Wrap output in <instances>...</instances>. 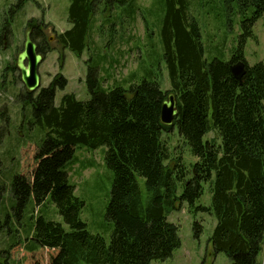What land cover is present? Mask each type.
<instances>
[{
	"label": "trees",
	"instance_id": "1",
	"mask_svg": "<svg viewBox=\"0 0 264 264\" xmlns=\"http://www.w3.org/2000/svg\"><path fill=\"white\" fill-rule=\"evenodd\" d=\"M26 1L15 0L10 10ZM200 1L204 0H197L196 11L201 8ZM221 2L229 26L234 14L240 16V32L227 60L209 57L213 49L204 47L191 0H153L152 5L157 4L161 11L159 61L163 60L166 68L168 90L160 87L152 69L105 86L99 73L105 57L97 54V61L87 64L89 97L85 100L66 92L55 103L56 89L66 85L60 73L36 91L22 88L15 93L23 124L39 139L31 142L40 146L48 141L56 151L77 145L92 149L105 145L103 159L111 170L103 213L110 227L106 241L101 232H91L81 219L85 199L75 194V185L65 181L60 169L56 171L53 163L49 164L50 172L41 179L39 168L46 163L42 154L35 155V167L29 171L8 175L0 168L1 205L5 193L10 194L9 210L0 209V232L15 241L13 232L17 230L12 229L11 217H20L33 193L37 196L49 189L56 212L66 225L43 214L34 217L26 230V264H150L164 260L181 245L178 226L167 216L183 203L193 215V238L198 239L203 230L196 213L207 212L216 220L208 238L215 252H223L231 264H262L264 62L249 64L244 46L248 38L255 37L253 25L264 12V0ZM120 6L130 19L139 10L135 0H69L67 20L71 26L57 35L58 42L80 55L94 16L99 14L106 21ZM7 23L3 19L0 43L9 28ZM39 24L29 19L26 28H33L31 39L37 52L45 55L51 49ZM101 27L99 23L97 31ZM146 29L150 39L152 30L148 25ZM238 61L244 63L240 80L230 71ZM15 69L14 62L3 68L9 72ZM170 92L176 98L177 114L172 125H164L159 119L160 109ZM0 116L5 124L0 126L1 143L9 122L7 115L1 112ZM172 127L195 158L188 164L179 153L172 165L168 163L170 153L163 135ZM212 130L218 140L205 138ZM204 184L210 192L208 205L197 202ZM16 241L11 246L19 244ZM7 247L0 253H6Z\"/></svg>",
	"mask_w": 264,
	"mask_h": 264
},
{
	"label": "rangeland",
	"instance_id": "2",
	"mask_svg": "<svg viewBox=\"0 0 264 264\" xmlns=\"http://www.w3.org/2000/svg\"><path fill=\"white\" fill-rule=\"evenodd\" d=\"M205 1H200L201 8L196 11L198 2L191 0V11L193 12L191 13L198 20L205 49L207 47L213 49L209 57L217 55L227 60L230 57V48L240 32V16L234 14L232 24L229 26L221 0ZM14 2L15 0H0V29L5 18L9 27L5 38L0 43V113L7 115L9 122L6 126V134L0 143V154L5 150L9 151L7 154H2L0 168L8 175L22 170L29 171L35 167V155L42 154L46 163L39 168L41 179L46 178V173L50 172L49 164L53 163L52 166L57 169L56 171L60 169L65 181L75 185V194L85 199L86 205L80 213L81 219L88 224L91 232H101L108 241L109 221L104 218L103 213L110 190L111 170L105 165L103 159L106 146L102 145L92 149L77 145L67 148L66 151H56L48 141L40 146L31 142V140L39 141L38 136L32 135V131H28V125L23 124L24 116L14 97L18 90L24 88L19 72L17 69L13 72L6 70L5 72L3 68L7 63H15L16 55L22 49L24 36L28 30L26 22L32 19L36 23H41L39 25L46 39L45 44L51 49L42 55L38 67L40 85H48L57 73L62 74L66 79L65 87L55 91L56 104L66 92L74 93L81 100L89 97L85 83L87 64L97 61V54L105 57L99 70L100 75L104 77L105 86L115 81L123 82L131 75L141 76L145 69H152L160 87L168 90L170 85L166 68L163 60L159 61L160 8L157 4L152 5L153 0H135L139 10L132 19L127 14L125 15L126 11L122 6L113 9L106 21H102L99 14H96L86 46L82 53L77 55L69 48L62 46L57 39L60 32L71 26L67 20L69 0H27L19 8L12 6L10 10ZM99 23L102 27L100 31H97L96 27ZM146 25L150 31L152 30L150 39L146 38L148 32ZM109 33L112 34L111 38H109ZM253 34L255 37L248 38L244 46V57L249 64L257 61L264 62V12L255 21ZM124 83L127 85L126 82ZM2 120L3 117L0 116V126L5 125ZM25 122L28 123V119ZM211 137L218 140L214 130L205 135V138ZM163 139L170 153L169 165L173 164V159L178 153L181 154L186 164L195 160L175 127L165 133ZM53 184L55 183L51 185ZM9 195L7 191L4 195V204H0L1 211L8 207ZM37 196L33 193L20 217H11L12 229L17 230L13 232V236H16L17 241H15L19 244L11 246L15 243L14 237L9 239L4 231L0 232V250L8 245V251L0 253V264H26L28 255L24 248L27 242L25 240L26 230L37 215L43 214L46 218L61 222L66 227L62 217L56 212L52 189L39 193ZM197 202L205 205L210 203L208 184H204V192ZM10 213H12L11 209ZM167 218L178 226L181 245L173 251L170 257L164 260H152L150 264H231L230 259L223 252L214 251L208 240L216 223L214 215L201 211L196 213V219L203 225L198 239L192 236L193 215L189 212L186 203L170 212ZM263 255L264 252L261 258L262 264Z\"/></svg>",
	"mask_w": 264,
	"mask_h": 264
},
{
	"label": "water",
	"instance_id": "3",
	"mask_svg": "<svg viewBox=\"0 0 264 264\" xmlns=\"http://www.w3.org/2000/svg\"><path fill=\"white\" fill-rule=\"evenodd\" d=\"M42 55L37 52V45L31 39L30 30L24 36L22 49L17 53L15 67L19 72L20 80L27 91H36L40 88V74L38 72ZM231 73L241 79L244 73V63L238 61L230 66ZM177 114L176 98L173 93H168L163 100L160 109V122L164 125H172L173 118Z\"/></svg>",
	"mask_w": 264,
	"mask_h": 264
},
{
	"label": "flooded vegetation",
	"instance_id": "4",
	"mask_svg": "<svg viewBox=\"0 0 264 264\" xmlns=\"http://www.w3.org/2000/svg\"><path fill=\"white\" fill-rule=\"evenodd\" d=\"M28 30H30V33L32 32L33 28H28ZM5 38V36H3V39ZM3 41V40H2Z\"/></svg>",
	"mask_w": 264,
	"mask_h": 264
},
{
	"label": "bare ground",
	"instance_id": "5",
	"mask_svg": "<svg viewBox=\"0 0 264 264\" xmlns=\"http://www.w3.org/2000/svg\"><path fill=\"white\" fill-rule=\"evenodd\" d=\"M25 89V88H24ZM26 90V89H25ZM263 264H264V255H263Z\"/></svg>",
	"mask_w": 264,
	"mask_h": 264
}]
</instances>
